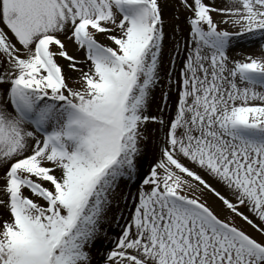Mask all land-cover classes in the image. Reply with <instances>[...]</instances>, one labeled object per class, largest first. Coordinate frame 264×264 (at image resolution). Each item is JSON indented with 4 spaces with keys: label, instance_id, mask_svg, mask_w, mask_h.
Here are the masks:
<instances>
[{
    "label": "snow or ice",
    "instance_id": "obj_1",
    "mask_svg": "<svg viewBox=\"0 0 264 264\" xmlns=\"http://www.w3.org/2000/svg\"><path fill=\"white\" fill-rule=\"evenodd\" d=\"M173 7L0 0V264H264V0Z\"/></svg>",
    "mask_w": 264,
    "mask_h": 264
},
{
    "label": "rangeland",
    "instance_id": "obj_2",
    "mask_svg": "<svg viewBox=\"0 0 264 264\" xmlns=\"http://www.w3.org/2000/svg\"><path fill=\"white\" fill-rule=\"evenodd\" d=\"M161 3L163 4V15L166 20V27L169 29V31H171L176 23L183 25V20L177 21L175 19V9L173 7L175 0H161ZM232 51L259 55L262 52L261 42L259 38L249 41L245 38L244 34H242L241 37L235 41V47L232 49ZM149 159L150 156L145 158V167L147 166Z\"/></svg>",
    "mask_w": 264,
    "mask_h": 264
}]
</instances>
